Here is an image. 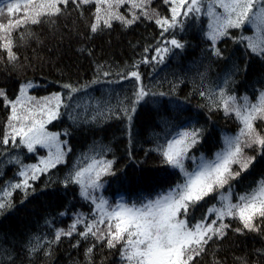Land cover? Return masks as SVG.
<instances>
[{
    "label": "trees",
    "instance_id": "trees-1",
    "mask_svg": "<svg viewBox=\"0 0 264 264\" xmlns=\"http://www.w3.org/2000/svg\"><path fill=\"white\" fill-rule=\"evenodd\" d=\"M173 1L151 0L149 15L155 13L170 20L171 8H177V2ZM96 8L97 0L80 8L69 4L58 16H44L42 23L29 22L15 29L13 50L19 58L15 66L8 62L6 53L0 52V91L15 100L21 85L31 82L33 86L27 89L26 100L34 97L42 102L45 97L60 94L62 115L45 127L49 132L60 133L61 141H67L64 162L29 181L32 187L27 195L20 189L11 190L10 196L0 191V199L11 201L10 207L0 211V264H124L117 250L119 245L109 249L93 237L81 238L78 232L83 231V223L77 225L71 237L62 236L55 242L56 231L67 230L77 214L85 219L93 216L95 206L81 196L80 185L65 186L64 181L74 167H84L93 158L114 161V174L103 175V186L94 193L113 206L120 200L131 204L155 198L182 181L178 170L162 163V157L152 151L158 142L195 126L203 130L202 138L189 155L199 158L203 154L212 159L224 146L223 136L239 131L241 125L235 116H225L223 108L216 109L209 98L213 94L218 97V87L223 85L226 75L232 74L228 90L238 98L247 96L255 103L264 91V59L227 37L217 43L222 56L212 55L211 41L206 38L209 25L206 15L186 19L182 6L177 19L183 21V28L170 29L164 37L171 39L174 33L184 48L173 49L163 63H143L155 55L154 48L163 39L155 18L140 15L128 27L113 19L112 27L108 28L103 24L106 5H101L102 19L93 33ZM119 12L131 19L128 4L120 7ZM23 14L22 9L16 15L23 17ZM9 19L4 5L0 22L7 24ZM229 32L237 38L253 34L247 25ZM134 64L138 68L133 69ZM132 70L139 71L143 85L152 94L137 105L129 125L122 107H130L136 81L121 79L120 74ZM104 71L111 74L106 77ZM64 84L81 90L70 93ZM201 91L208 95L201 96ZM18 110L22 111L19 107ZM10 114V106L0 99V140ZM256 124L264 131V120H257ZM246 151L256 154L252 149ZM46 156L44 148L37 147L29 153L23 145L14 147L11 142L8 145L0 142V189L9 191V183L22 180L18 175L21 165L12 160L19 158L23 165H33ZM185 163L192 168L191 160ZM262 178L264 158L257 157L256 163L231 183L237 186L235 193H243ZM214 196L206 197V204L202 201L196 206L190 217L193 223L218 203ZM225 222L233 228H243L238 219ZM38 243L40 249L30 252V247ZM93 245V253L86 256V250ZM262 253L264 233L243 230L241 234L230 228L223 239L210 241L206 252L196 257L193 264H241V259L248 264H264Z\"/></svg>",
    "mask_w": 264,
    "mask_h": 264
},
{
    "label": "snow or ice",
    "instance_id": "snow-or-ice-1",
    "mask_svg": "<svg viewBox=\"0 0 264 264\" xmlns=\"http://www.w3.org/2000/svg\"><path fill=\"white\" fill-rule=\"evenodd\" d=\"M91 2L92 0H40L39 3H35L34 0H3L0 4V15L4 13L6 5L10 19L7 24L0 22V52L6 53L8 62L15 66L19 59L13 50L15 29L22 28L29 22L33 25L42 23L41 17L44 16H58L69 4L80 8L81 5ZM150 2L151 0H97L95 22L91 25V32L95 33L100 25L101 5H106V18L103 19V24L108 28L112 27L113 19L128 27L135 23L140 15L148 19L155 18V23L162 29L163 39L154 48L155 55L142 62L163 63L173 49L184 48V44L174 33L171 39L164 37V33L170 29L177 26L183 28V21L177 19L175 6L171 8L170 20L155 13L150 16L148 11ZM168 2L169 0H165V3ZM180 3L186 8L182 13L184 18L199 19L205 15L209 18L206 38L211 41L212 55L222 56L217 43L227 37L240 43L246 51H251L264 59V0H180ZM125 4L129 5L131 19H127L119 12V8ZM22 9L23 17L16 15ZM245 25L251 27L252 35H241L237 38L229 32V29H242ZM136 68L138 64L133 65V69ZM110 74L109 71L103 72L106 77ZM120 75L121 79L136 81L134 99L131 100L130 107H122L130 125L137 105L152 93L143 85L139 71L132 70ZM231 76V73L226 75L223 85L218 87V97L213 94L209 98L216 109L222 107L225 116H235L241 126L235 135L223 136L224 146L215 153L214 158L209 159L203 154L199 158L189 155L190 150L200 143L202 129L193 126L190 130H181L171 139L158 142L152 151H156L162 157V163L178 170L182 181L166 192L158 193L155 198H146L131 204L120 200L115 206L94 194L103 186L101 177L114 174L112 172L114 161L93 158L92 162L84 167H74L64 181L65 186L80 185L81 196L95 206L93 216L85 219L77 214L75 221L67 230L56 231L55 242H59L62 236L71 237L76 232L77 225L83 223L84 229L78 232V235L83 239L93 237L101 246L106 245L109 249L117 248L119 245L117 250L124 264H193L196 257L206 252L210 241L223 239L230 228L241 234L243 230L264 233L262 227L264 178L243 193H235L234 189L237 186L231 183L248 171L256 163L257 157L264 158V131L259 130L256 124L257 120H264V91L260 92L255 103L250 102L247 96L238 98L228 90ZM95 82L97 81H93ZM32 86L31 82L21 85L20 94L15 100H10L6 92L0 91V99L11 108L0 142L3 145L11 142L14 147L23 145L29 153L35 152L39 146L47 148L49 154L47 158H41L39 164L33 165H23L19 158L12 160L11 162L21 165L18 175L22 180L9 183L7 186L9 191L0 189L5 192V196H10L11 190L15 189H20L27 195V190L32 187L29 181L38 179L39 173H45L48 169L63 163L66 155L64 149L67 141H61L60 133L49 132L45 127L47 123L62 115L59 112L61 95L54 93L43 98L42 102L34 97H27L26 100L27 89ZM63 87L70 93L81 90L71 84H64ZM200 95L208 94L201 91ZM18 107L22 111H19ZM45 116L47 119H44ZM248 149L254 150L256 154L250 155L246 151ZM187 160L192 161L191 169L186 166ZM234 165L238 167L234 168ZM213 194L218 203L209 207L207 214L193 223L190 217L196 206L202 201L206 204L205 198ZM10 206V200L0 199V211ZM237 219L243 225L242 229L233 228L232 224L225 222ZM78 245L79 241L76 246ZM40 247L38 243L31 246L29 251H38ZM94 247L95 245L86 250V256H91ZM241 264H248V261L241 259Z\"/></svg>",
    "mask_w": 264,
    "mask_h": 264
},
{
    "label": "rangeland",
    "instance_id": "rangeland-1",
    "mask_svg": "<svg viewBox=\"0 0 264 264\" xmlns=\"http://www.w3.org/2000/svg\"><path fill=\"white\" fill-rule=\"evenodd\" d=\"M179 1H180V0H175V1H173V2H175V3L177 2V13H178V14H180L179 11H180V9H181V7H182V6H181V3H180ZM185 10H186V8L184 7V8H183V11H185ZM177 16H178V15H177ZM25 99H26V98H25ZM37 147H39V146H37ZM39 148H42V147H39ZM44 149H46V151H47V156L45 157V158H47L49 152H48V149H47V148H44ZM53 151H55V150L53 149Z\"/></svg>",
    "mask_w": 264,
    "mask_h": 264
}]
</instances>
